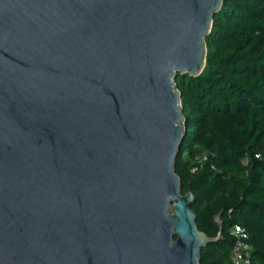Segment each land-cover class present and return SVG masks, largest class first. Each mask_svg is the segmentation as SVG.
Masks as SVG:
<instances>
[{"label":"water","instance_id":"1","mask_svg":"<svg viewBox=\"0 0 264 264\" xmlns=\"http://www.w3.org/2000/svg\"><path fill=\"white\" fill-rule=\"evenodd\" d=\"M225 0H0V264H200L180 72Z\"/></svg>","mask_w":264,"mask_h":264},{"label":"trees","instance_id":"2","mask_svg":"<svg viewBox=\"0 0 264 264\" xmlns=\"http://www.w3.org/2000/svg\"><path fill=\"white\" fill-rule=\"evenodd\" d=\"M213 19L203 72L175 78L186 117L176 172L199 229L216 237L223 224L200 264H231L235 225L248 231L247 264H264V0H225Z\"/></svg>","mask_w":264,"mask_h":264},{"label":"built area","instance_id":"3","mask_svg":"<svg viewBox=\"0 0 264 264\" xmlns=\"http://www.w3.org/2000/svg\"><path fill=\"white\" fill-rule=\"evenodd\" d=\"M207 159L204 154L200 160ZM231 235L234 237L235 242L231 254V264H247L250 262L252 245L248 242V231L245 227L235 225L231 229Z\"/></svg>","mask_w":264,"mask_h":264}]
</instances>
